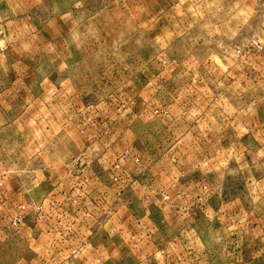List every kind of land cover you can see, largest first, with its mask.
<instances>
[{
  "label": "rangeland",
  "instance_id": "374dc122",
  "mask_svg": "<svg viewBox=\"0 0 264 264\" xmlns=\"http://www.w3.org/2000/svg\"><path fill=\"white\" fill-rule=\"evenodd\" d=\"M0 264H264V0H0Z\"/></svg>",
  "mask_w": 264,
  "mask_h": 264
}]
</instances>
